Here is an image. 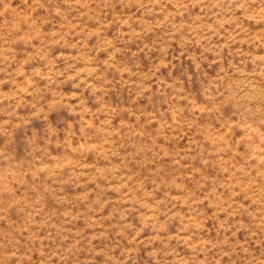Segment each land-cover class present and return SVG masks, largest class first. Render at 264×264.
<instances>
[{"label":"rangeland","instance_id":"1","mask_svg":"<svg viewBox=\"0 0 264 264\" xmlns=\"http://www.w3.org/2000/svg\"><path fill=\"white\" fill-rule=\"evenodd\" d=\"M0 264H264V0H0Z\"/></svg>","mask_w":264,"mask_h":264}]
</instances>
